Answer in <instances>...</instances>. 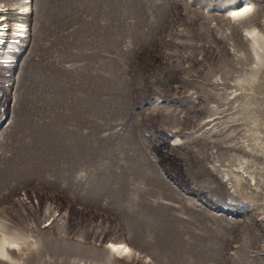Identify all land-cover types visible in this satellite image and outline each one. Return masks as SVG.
I'll return each instance as SVG.
<instances>
[{"label": "rangeland", "instance_id": "obj_1", "mask_svg": "<svg viewBox=\"0 0 264 264\" xmlns=\"http://www.w3.org/2000/svg\"><path fill=\"white\" fill-rule=\"evenodd\" d=\"M0 18V264H264V0Z\"/></svg>", "mask_w": 264, "mask_h": 264}, {"label": "bare ground", "instance_id": "obj_2", "mask_svg": "<svg viewBox=\"0 0 264 264\" xmlns=\"http://www.w3.org/2000/svg\"><path fill=\"white\" fill-rule=\"evenodd\" d=\"M249 8V6L247 5V4H244V5H242L241 7H239V8H232V9H229V12L232 14V15H238V14H241V13H243V12H245L247 9ZM2 11V10H1ZM6 18H3V19H1L0 18V49H2V47L3 46H1L3 43H5V38H6V36H7V33H8V29H7V25H5V20ZM5 22V23H4ZM4 23V24H3ZM23 26H25V25H23L22 23L18 26L19 27V31H17L16 32V34H17V37H18V35L20 36L21 34H22V29H23ZM10 34V33H9ZM15 35V34H14ZM10 36V35H9ZM23 36V35H22ZM22 36H20V37H22ZM11 37V36H10ZM19 37V38H20ZM1 243H3L2 241H1ZM2 246H3V244H2ZM2 246H1V244H0V250L2 249ZM111 247V249H115V250H123V249H125L126 247L125 246H122V245H111L110 246ZM127 249V248H126ZM125 251V250H124Z\"/></svg>", "mask_w": 264, "mask_h": 264}, {"label": "clouds", "instance_id": "obj_3", "mask_svg": "<svg viewBox=\"0 0 264 264\" xmlns=\"http://www.w3.org/2000/svg\"><path fill=\"white\" fill-rule=\"evenodd\" d=\"M12 247H16V245H12ZM5 259H7V257H4Z\"/></svg>", "mask_w": 264, "mask_h": 264}]
</instances>
